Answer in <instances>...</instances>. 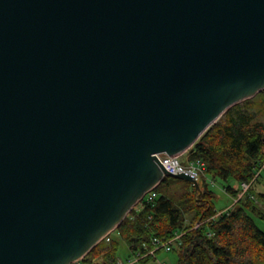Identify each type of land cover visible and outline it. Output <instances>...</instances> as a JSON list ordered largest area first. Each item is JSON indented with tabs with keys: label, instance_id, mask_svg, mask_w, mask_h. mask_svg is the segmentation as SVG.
<instances>
[{
	"label": "water",
	"instance_id": "obj_1",
	"mask_svg": "<svg viewBox=\"0 0 264 264\" xmlns=\"http://www.w3.org/2000/svg\"><path fill=\"white\" fill-rule=\"evenodd\" d=\"M263 90L264 0H0V264H75L165 177L199 191L158 156Z\"/></svg>",
	"mask_w": 264,
	"mask_h": 264
},
{
	"label": "trees",
	"instance_id": "obj_2",
	"mask_svg": "<svg viewBox=\"0 0 264 264\" xmlns=\"http://www.w3.org/2000/svg\"><path fill=\"white\" fill-rule=\"evenodd\" d=\"M253 98L229 108L187 151L191 160L203 162L206 176L224 183L235 198L228 182L256 181L264 167V124ZM199 185L198 191L184 180L165 177L152 190V202L142 200L139 211L132 209L128 215L133 218L127 216L116 228L130 253L145 252L143 246L149 249L153 239L168 241L180 232L171 250L176 264H264V231L255 222L264 223V192H253L251 185L230 210L216 215L215 193L204 178ZM187 215L191 219L185 225ZM110 241L102 239L75 264H116L119 245Z\"/></svg>",
	"mask_w": 264,
	"mask_h": 264
},
{
	"label": "rangeland",
	"instance_id": "obj_3",
	"mask_svg": "<svg viewBox=\"0 0 264 264\" xmlns=\"http://www.w3.org/2000/svg\"><path fill=\"white\" fill-rule=\"evenodd\" d=\"M253 99H254L255 104L257 105L256 106L257 110H259L257 118L259 119V121H261L264 124V90L262 91V93L256 95ZM187 151L184 152L183 154H181L180 156L178 155L179 156V158H178L179 163L182 164L186 168L198 170L197 168H199L198 167L199 165L197 163H194L193 160L190 159V153H188ZM200 169L202 171L201 178L205 179V182L207 183L209 189H211L215 193L214 198H213V203H214V206L216 209V215L226 213L228 210H230L234 206V204L236 203L237 199L241 198L244 194H247V192H248L247 190L251 185H252V188H250V189H252L253 192H264V167L259 171L260 172L259 178L256 181H254L256 178L255 177L254 179L251 180V182H249V186L245 192L244 191L242 192V188L240 187L241 186L240 184L238 187L234 188V190L237 192L236 198L232 197L228 193V191L226 190V185L224 183H222L218 179H213V178H210V177L205 175V165L203 166V169L202 168H200ZM257 175H258V173L255 176H257ZM198 182H199V180H198ZM233 184H237V183L234 181H230V182H228L227 185L232 186ZM140 203L135 205L133 209L139 211L142 207ZM127 216L130 219L133 218L131 215L130 216L127 215ZM190 219H191V216L187 215L185 217L184 224L185 225L188 224ZM255 222H256L257 227L260 230L264 231V223L257 220V219H255ZM197 226H198V224L195 225V227H197ZM175 235L178 236V238H179L178 241H179L182 233L179 232ZM176 238L177 237H173L171 240H168V241L160 240V242H163V243L171 242L172 243L174 240H176ZM111 239L117 241L118 245H119L116 264H142V261L146 258H149V262H147V264H176V262H177L176 253L171 251V250H172V248H176L178 241H176V242L174 241L171 244L170 251L165 252L162 249L155 248L153 246V244H152V242L154 240L153 239L150 243V248L148 250L147 255H145L143 258H140L139 257L140 254L144 253V252L134 251V252L130 253L127 246L124 243H122V241L120 240V237L118 235L117 230L113 231L111 233L109 239L106 241L104 240V242L106 244H108L109 242H111L110 241ZM145 247H146V249H148V246H145ZM150 251H153V252H150ZM97 260L100 261L101 258L98 257Z\"/></svg>",
	"mask_w": 264,
	"mask_h": 264
},
{
	"label": "built area",
	"instance_id": "obj_4",
	"mask_svg": "<svg viewBox=\"0 0 264 264\" xmlns=\"http://www.w3.org/2000/svg\"><path fill=\"white\" fill-rule=\"evenodd\" d=\"M179 156L169 157V156L159 155L158 158L160 160L161 165L164 167V169L166 171H168L172 174H180L182 172H186V173L192 175L195 180H199V178H201V176H202L201 175L202 171L200 168L203 169V166H204L203 162L200 160H193L194 163H197L199 165L198 166L199 168H197L198 170L189 169V168H186L182 164L179 163V160H178ZM170 173H168V174H170ZM240 185H241L240 187L242 188V192L243 191L245 192L249 186V183H242ZM154 197H155V193L151 190L149 193H147L143 196V198L141 199L140 202H142V200H144L145 202H152ZM109 237H110V234H107L103 237V239L106 241L109 239ZM174 237H177L176 240H174V241L175 242L178 241V239H179L178 236L175 235ZM172 243L171 242L163 243V242H160V240H158V239H154L152 242V244L155 248H160L165 252L170 251ZM143 248H144L145 252L140 254V256H139L140 258H143L145 255H147L148 250H149V249H146L145 245L143 246ZM150 252H153V251H150Z\"/></svg>",
	"mask_w": 264,
	"mask_h": 264
},
{
	"label": "crops",
	"instance_id": "obj_5",
	"mask_svg": "<svg viewBox=\"0 0 264 264\" xmlns=\"http://www.w3.org/2000/svg\"><path fill=\"white\" fill-rule=\"evenodd\" d=\"M239 186V184H233L232 185V188L234 189V188H236V187H238Z\"/></svg>",
	"mask_w": 264,
	"mask_h": 264
}]
</instances>
